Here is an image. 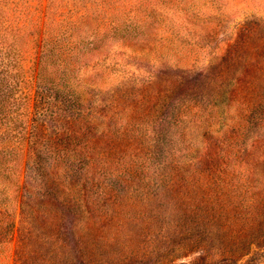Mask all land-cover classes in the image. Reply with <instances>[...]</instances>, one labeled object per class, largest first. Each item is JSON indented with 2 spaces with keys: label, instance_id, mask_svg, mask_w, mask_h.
I'll list each match as a JSON object with an SVG mask.
<instances>
[{
  "label": "rangeland",
  "instance_id": "374dc122",
  "mask_svg": "<svg viewBox=\"0 0 264 264\" xmlns=\"http://www.w3.org/2000/svg\"><path fill=\"white\" fill-rule=\"evenodd\" d=\"M0 264H264V0H0Z\"/></svg>",
  "mask_w": 264,
  "mask_h": 264
}]
</instances>
